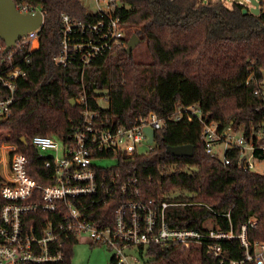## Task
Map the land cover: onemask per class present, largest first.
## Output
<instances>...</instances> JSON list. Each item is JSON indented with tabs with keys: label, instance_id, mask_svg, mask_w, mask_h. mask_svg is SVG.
Listing matches in <instances>:
<instances>
[{
	"label": "trees",
	"instance_id": "16d2710c",
	"mask_svg": "<svg viewBox=\"0 0 264 264\" xmlns=\"http://www.w3.org/2000/svg\"><path fill=\"white\" fill-rule=\"evenodd\" d=\"M24 1L41 9L43 24L38 47L31 52L24 48L14 57L26 76L16 82L0 141L19 147L38 183L45 184L40 179L42 159L20 140L49 136L66 142L81 123V95L91 110L99 109L101 118L116 127H130L150 113L167 123L188 107L198 108L202 119L221 127L231 124L247 139L259 127L264 112V14L249 13L238 3L227 8L221 0H118L113 17L133 28L144 44L143 54L118 48L95 58L81 73L77 66L63 69L53 61L60 17L83 23L96 17L81 0ZM3 50L0 40V72L8 65ZM100 97L107 98L106 109L94 100ZM171 134L166 124L155 132L150 151L123 157L116 165L136 171L140 198L185 204L166 209L171 228L200 230L210 220L228 231V221L216 214L229 213L233 232L253 218L258 225L249 239L264 241V175L243 171L235 152L228 153L230 165L221 167L197 136L190 142L192 157H173L165 152L168 146L188 143L170 142ZM137 250L139 264H218L203 247L150 245ZM223 251L227 259L242 256L238 241L223 243Z\"/></svg>",
	"mask_w": 264,
	"mask_h": 264
},
{
	"label": "built area",
	"instance_id": "2783aa9c",
	"mask_svg": "<svg viewBox=\"0 0 264 264\" xmlns=\"http://www.w3.org/2000/svg\"><path fill=\"white\" fill-rule=\"evenodd\" d=\"M91 2L95 21L83 23L65 14L60 17L59 49L53 58L56 66H77L83 73L95 58L126 48V26L112 14L118 0H85L84 4L88 8ZM255 2L258 14H264V0ZM15 9L20 14L39 12L43 16L38 6L24 0L18 1ZM40 29L18 40L4 58L8 65L0 72L2 121L11 113L16 82L26 76L24 68L14 64V57L24 48L34 50L31 45L38 42ZM94 100L100 108H107L106 97ZM79 103L83 107L81 123L66 142L34 136L24 145L42 159L40 179L45 184L30 176L28 158L16 144H0V264H68L69 251L82 238L92 246L104 244L113 250L114 264H126L127 260L139 264L138 258L128 254L150 245L203 247L218 264H264V241L249 239V233L257 229L255 219H248L238 233L230 228L229 213L216 214L228 221V231L218 224L214 227L210 220L200 230L171 228L165 221L166 209L185 204L144 201L136 171L116 166L123 157L150 151L155 132L182 116L199 123L197 139L221 167L230 165L228 153L235 152L243 171L264 175V169L259 168L264 166V112L259 127L247 139L231 124L221 127L202 119L196 107L180 110L167 123L150 113L130 127H116L101 118L99 109L91 110L83 95ZM145 128L153 131L152 144L147 142ZM139 148L145 151L139 153ZM103 160L115 165L106 168L96 164ZM234 241L242 250L238 260L227 259L223 253V243Z\"/></svg>",
	"mask_w": 264,
	"mask_h": 264
},
{
	"label": "rangeland",
	"instance_id": "374dc122",
	"mask_svg": "<svg viewBox=\"0 0 264 264\" xmlns=\"http://www.w3.org/2000/svg\"><path fill=\"white\" fill-rule=\"evenodd\" d=\"M204 2H215L217 0H203ZM223 1L224 6L227 8H230L232 3H238L242 4L245 8L250 9L251 4L246 3L244 0H221ZM255 1V0H254ZM81 2L85 3V0H81ZM104 6V5H102ZM88 14H92L95 11L94 4L91 2L90 6L86 9ZM126 39L127 42L129 39L134 35L133 28L130 27L129 25H126ZM137 37V36H136ZM137 39H139L137 37ZM34 49L38 47V42H34L31 45ZM144 44L140 43L134 48L132 52H134V55H142L144 52ZM140 55V56H141ZM264 75V72H263ZM262 95L264 97V79H263V86L261 87ZM172 134H171V140L170 142L172 143H180V144H185L193 141V139L198 135L199 130H200V125L197 122H188L184 119H182V116L180 117L179 120L174 121L173 124L169 125ZM3 141H0V144H3ZM145 150L139 148L138 152L143 153ZM218 158H221V154H217ZM100 167H111L115 165L114 161L111 160H103L100 162L96 163ZM260 169H264V166H260ZM177 192L174 193L173 196H176ZM128 255H133V257L140 258L138 257L137 252L132 251ZM114 256V251L110 250L107 246L104 244L97 245V246H92L89 244V242L85 239L82 238L78 243L73 245L72 251H71V257H70V264H111V259ZM126 264H133L131 260H127Z\"/></svg>",
	"mask_w": 264,
	"mask_h": 264
},
{
	"label": "water",
	"instance_id": "95a60500",
	"mask_svg": "<svg viewBox=\"0 0 264 264\" xmlns=\"http://www.w3.org/2000/svg\"><path fill=\"white\" fill-rule=\"evenodd\" d=\"M253 8L249 10V13L258 15L257 2L250 0ZM244 14L248 11L244 10ZM43 16L41 13L37 12L35 14H20L15 9V4L13 0H0V40L4 44L3 54H7L11 48H13L18 40L22 37L27 36L28 33L36 31L42 27ZM140 43L136 36H132L127 42L125 52L130 54L134 48ZM71 105L74 106V101H70ZM3 121L0 119V126ZM147 135L148 144L153 143V131L150 128L144 129ZM20 142L26 145V139L22 138ZM193 146L180 145V146H168L165 150L167 154L173 157H192Z\"/></svg>",
	"mask_w": 264,
	"mask_h": 264
}]
</instances>
